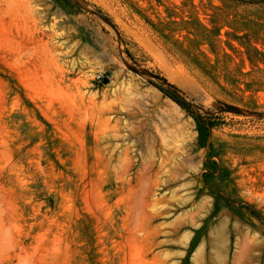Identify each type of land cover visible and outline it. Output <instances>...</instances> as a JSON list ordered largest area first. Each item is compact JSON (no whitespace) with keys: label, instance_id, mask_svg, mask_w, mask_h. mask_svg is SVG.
<instances>
[{"label":"rangeland","instance_id":"1","mask_svg":"<svg viewBox=\"0 0 264 264\" xmlns=\"http://www.w3.org/2000/svg\"><path fill=\"white\" fill-rule=\"evenodd\" d=\"M0 264H264V6L0 0Z\"/></svg>","mask_w":264,"mask_h":264},{"label":"trees","instance_id":"2","mask_svg":"<svg viewBox=\"0 0 264 264\" xmlns=\"http://www.w3.org/2000/svg\"><path fill=\"white\" fill-rule=\"evenodd\" d=\"M237 1L240 4L264 6V0H237ZM166 95L169 96L178 105H180L186 112H190L192 117L195 119L200 131L208 132L209 129L213 126V121L211 117H204L197 115L196 113H193L188 103L181 101L174 94L168 91L166 92Z\"/></svg>","mask_w":264,"mask_h":264}]
</instances>
